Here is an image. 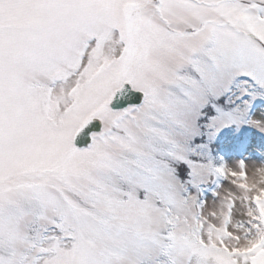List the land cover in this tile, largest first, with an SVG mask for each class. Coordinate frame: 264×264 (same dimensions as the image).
<instances>
[{"label":"snow or ice","instance_id":"obj_1","mask_svg":"<svg viewBox=\"0 0 264 264\" xmlns=\"http://www.w3.org/2000/svg\"><path fill=\"white\" fill-rule=\"evenodd\" d=\"M257 98L264 0H0V264H264V189L182 228Z\"/></svg>","mask_w":264,"mask_h":264},{"label":"rangeland","instance_id":"obj_2","mask_svg":"<svg viewBox=\"0 0 264 264\" xmlns=\"http://www.w3.org/2000/svg\"><path fill=\"white\" fill-rule=\"evenodd\" d=\"M250 117L264 120V98L251 101ZM225 134L227 135L225 136ZM229 139H232V144L229 143ZM198 142L206 144L205 151L216 166L226 165L228 168L240 170L241 163L245 165V168L264 165V131H260L259 128L250 123L231 124L221 129L211 140H208L205 136L203 141ZM216 143L218 146L220 143L222 145L221 149H227L229 154L223 155L219 152L217 158L214 153ZM228 177L209 176L207 181L202 183L199 188L190 187L189 191L198 201L205 203L202 210L198 209L199 213L202 211L203 219L208 224H214L218 227L219 221L216 220L215 216L207 215V212L223 202L224 211L227 214L229 212L228 203L231 201L233 204L231 207V230L237 235L244 236V230L249 224V215L244 207L246 202L232 199L229 196V193L241 196L242 192L240 187L232 182L235 178L229 179ZM225 197H228V199H224ZM251 207L254 208L252 203Z\"/></svg>","mask_w":264,"mask_h":264},{"label":"clouds","instance_id":"obj_3","mask_svg":"<svg viewBox=\"0 0 264 264\" xmlns=\"http://www.w3.org/2000/svg\"><path fill=\"white\" fill-rule=\"evenodd\" d=\"M228 170L229 172L235 171L238 174L241 171L247 172V179L246 181H243V183L249 185L250 190H244L240 188L242 192L241 196H236L232 193H229V196L232 199H239L241 201L246 202L244 203V207L247 210V214L250 215L252 212L255 211V209L251 207L252 198L259 193L260 189H264V165H258L253 168H244L240 170H234L232 168H228ZM228 178L232 179V176L229 175ZM232 182L237 186L241 183V181L238 178L232 180ZM224 199H228V197H225ZM198 214H199V210L196 208H192L191 210L182 213V215L185 216V222L184 224H182V228H188L190 226H193L195 221V216ZM207 215L215 216L216 220L219 221V227H222L224 218L227 215L224 211L223 202L217 205L216 208L208 210ZM229 244L231 246H235L234 244H232L231 241H229ZM240 244L241 246H244L246 244V241L244 240V236H241Z\"/></svg>","mask_w":264,"mask_h":264},{"label":"trees","instance_id":"obj_4","mask_svg":"<svg viewBox=\"0 0 264 264\" xmlns=\"http://www.w3.org/2000/svg\"><path fill=\"white\" fill-rule=\"evenodd\" d=\"M226 135H227V134H225V136H226ZM217 143H218V142H217ZM217 143L214 145V153H215V156H216L217 158H218V156H219V152L222 153L223 155L229 154L228 151H227V149L222 150V149H221V148H222V145H220V143H219V146H218ZM229 143L232 144V139H229ZM233 148H235V146H233Z\"/></svg>","mask_w":264,"mask_h":264},{"label":"water","instance_id":"obj_5","mask_svg":"<svg viewBox=\"0 0 264 264\" xmlns=\"http://www.w3.org/2000/svg\"><path fill=\"white\" fill-rule=\"evenodd\" d=\"M98 123V122H97Z\"/></svg>","mask_w":264,"mask_h":264}]
</instances>
